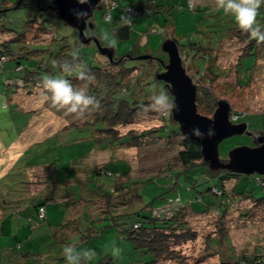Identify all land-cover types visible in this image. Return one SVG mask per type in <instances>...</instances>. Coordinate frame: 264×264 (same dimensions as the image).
Segmentation results:
<instances>
[{"label": "trees", "instance_id": "1", "mask_svg": "<svg viewBox=\"0 0 264 264\" xmlns=\"http://www.w3.org/2000/svg\"><path fill=\"white\" fill-rule=\"evenodd\" d=\"M193 1L191 6L194 5ZM52 4V1L43 5L42 0L36 4L35 1L30 4L29 0H22L15 7L16 4L0 0V73L5 74L4 103L10 116L14 118L19 114L32 118L42 108L57 110L58 115L66 117L65 120L70 119L49 140L64 133L73 134L69 142L62 141V144H75L79 150L70 165L59 162L54 168L50 164L57 194L54 195V189H50V193L43 191L32 197L38 218H46L45 205L52 201L69 208L72 211L70 220L58 226L66 237L64 244L73 242L68 230L76 235L78 242L87 244L91 239L103 235L107 227L115 226L131 241L133 248L147 258L142 260V264H264V238L256 235L243 244H236L227 226V214L233 205L241 207L250 200L252 205L264 207V174H246L228 169H218L214 173L204 161L202 146L180 130L178 122L171 116V110L164 114L150 107L152 96L161 90H166L169 99H172L169 88L155 76L157 70L164 69L165 56L159 59L152 51L147 53L151 57L138 59L134 49L122 56L115 53L113 60L90 56L82 49L84 43L79 39L71 43L67 36L52 32L50 21L55 18L62 20L57 10L50 6ZM20 7H30L28 16L10 18L8 11ZM110 7V4L106 5L109 12ZM159 7L161 5L149 0L134 2L130 6L133 10L130 25L136 15L159 12ZM208 8L213 10L212 5H208ZM214 12L223 17L209 25L213 29L203 31L193 28L192 33L187 35L188 44L179 46L185 56L187 72L198 79L197 106L206 114L213 113L216 108L211 84L225 71L220 61L228 46L239 50L234 67L241 75L238 76L241 85L251 79L256 65L264 57V43H258L249 33L242 31L234 16L224 14L222 9ZM123 17L127 19L126 14ZM90 20L93 21V17ZM257 22L264 31V4L258 11ZM165 26L178 42L176 22L166 21ZM47 38L53 41L44 42ZM74 51L79 54L76 61H72ZM97 51L98 48L95 53ZM251 56L252 63L246 65L245 61ZM54 61L57 63L54 64ZM64 61H69L74 69L79 65L85 66L94 76V81L89 83L78 79L77 70L71 74L63 72L58 65ZM247 70L251 73L250 77ZM44 75L63 77L70 80L73 87L86 89L89 95L100 101V107L80 117L54 106L41 87ZM38 92L45 96L41 104V99L37 100L42 97ZM28 99L35 101V104L27 106ZM259 113L264 117V110ZM253 114L255 112H234L233 115L237 117L233 121H246L245 117H254ZM150 118L154 119L151 124H141ZM135 124H139V127H135ZM248 125L252 126L251 121H248ZM256 132L264 131L256 129ZM132 147L148 150L143 155L157 160L150 165V169L153 173L158 171V174L144 179L134 177L132 164L122 157L105 163L102 169L90 170L84 164V158L91 152L101 149L120 151ZM198 169L200 177L193 180V186L196 199L201 203L199 207L190 202L166 214L156 212L154 207L151 208L153 202L145 201L139 191L140 183L159 175L172 176L175 173L179 177ZM161 171L163 173L159 174ZM254 176L260 185L258 195L254 189L246 186ZM229 181H232L230 191L227 187ZM207 193L212 197L208 198ZM21 200L20 196L12 199L15 203ZM42 208L44 217L39 216ZM239 214L246 218L250 212ZM197 220H207L209 225L199 224ZM189 244H193L192 250L186 247ZM9 249V254L0 260V264H48L42 255H33L21 243ZM47 258L51 256L47 255ZM55 260L57 264L67 262L64 254L56 256ZM87 264L91 263L88 261ZM96 264H109V261L100 258Z\"/></svg>", "mask_w": 264, "mask_h": 264}, {"label": "rangeland", "instance_id": "2", "mask_svg": "<svg viewBox=\"0 0 264 264\" xmlns=\"http://www.w3.org/2000/svg\"><path fill=\"white\" fill-rule=\"evenodd\" d=\"M7 1L17 6L20 0ZM34 1L36 4L41 0H29L30 4H34ZM50 1L53 2V0H42V4L48 5ZM137 1L140 0H101L99 6L94 10L93 27L88 26L85 30L86 34L88 36L96 35L104 46H114L116 55L122 56L127 54L129 50L134 49L135 57L154 51V56L160 59L163 56L166 58L165 52L162 50L164 40L167 38L175 39L170 33L171 30H167L166 21L176 22V33L179 36L177 44L183 47V44H188L189 37L187 35L192 33L193 28L203 31L211 30L213 28L209 25L223 17L214 14L216 13L214 10L218 9L216 0H194L193 6L190 5L192 0H149L151 3L161 5L159 7L160 11L150 14H135V21L131 26L129 19L132 20V14L129 10L130 6ZM113 2L116 3L111 5ZM107 4L111 6L110 12L106 9ZM208 5H212L213 10H209ZM164 7L166 10H164ZM29 11L30 7H20L9 10L8 15L10 18L22 19L28 16ZM109 13L112 17L110 23L105 20ZM123 14L127 15V19L123 17ZM125 24L130 26V38L122 39L118 35V30ZM50 25L53 27L52 32L58 36H67L71 43H75L79 39L77 29L64 20L52 19ZM196 35L200 36L199 33ZM51 41L53 40H50V38L44 40L46 43H51ZM82 49L90 56L101 59L109 58L106 54L100 53L99 50L95 53L97 46L93 41L82 44ZM232 49L228 46L227 52L221 57L220 64L225 67L223 75L211 84L213 85L214 102L217 103L220 99L227 100L231 106L232 115L234 112L243 114L255 112V114H253L254 117L244 116L247 122L250 123L251 121L252 123V126L249 127L252 134H237L224 139L220 144L222 156L227 155L236 146L253 145L256 129L264 131V121L262 120L264 117L262 113H259L264 110V57L256 65L257 67L251 79L246 84L241 85L238 80V76L241 75L234 67L239 50L234 47ZM181 55L185 59L183 52H181ZM252 61L251 56L247 58L245 63L247 65ZM247 73L250 77L249 70H247ZM4 78L5 74L0 73V260L9 254V247L21 243L33 255H42L43 260H46L48 264H57L55 257L64 254V246L69 245L64 244L63 239L66 237L63 236L62 229L58 226L70 220L72 211L62 203L52 201L45 205L46 218L39 219L32 200L38 193L43 191L50 193V189L56 188L55 184L52 183L54 181L52 179L53 168L50 167V164L54 168L59 162L70 165L72 158L79 151L75 144H62V141L69 142L74 136L73 134L64 133L63 136H54L52 140H49V137L56 130H60V127L66 121H69L70 117L65 120L66 117L63 118L58 115L57 110L42 108L32 118H28L27 115L20 116L19 114L12 118L8 107L6 109L3 107L6 96ZM192 79L196 84L198 79L196 77H192ZM40 95L42 96V94ZM44 97L37 99H41L39 104L44 101ZM26 103L27 106H30L35 104V101L28 99ZM198 109L200 113L208 116H213L216 110L215 108L213 113L206 114L202 109L200 110V107ZM151 121H154V119L143 120L141 124H151ZM135 127H139V124H135ZM147 151L146 148L140 150V148L134 147L124 148L120 151L101 149L90 154L88 152L89 155L84 158V164L90 170L102 169L105 163L115 160L117 157H122L132 164V175L144 179L158 174V171L153 173L154 171L150 169V165L154 161L157 162V160H153L151 156L143 155ZM166 155H164V159ZM163 169L165 174V166ZM211 170L214 173L217 172ZM199 171V169L196 172L191 171L179 177H176L175 173L172 176L159 175L152 180L140 183L139 191L145 201L153 202L151 208L154 207L156 212L160 211L166 214L175 207L190 202L199 207L201 203L196 199L197 193L193 186L195 183L193 180L198 176L200 177L198 175ZM10 172L12 173L8 177ZM162 173L163 171L159 174ZM253 178L246 186L254 189L256 195H258L260 185L257 183L255 176ZM214 181L219 183L217 178H214ZM229 182L227 187L230 191L232 181ZM53 193L56 195L57 190L54 189ZM19 196L22 199L21 201L16 203L12 201V199ZM207 196L208 198L212 197L209 193H207ZM243 204L245 205H242V208L238 204L233 205L231 211L227 214V218H229L227 226L236 244H243L256 235L264 238V207L252 205L250 200ZM241 212H250V214L245 218L242 214H239ZM197 222L209 225L207 220L206 222L197 220ZM68 231L71 235L70 239L73 241L70 244L75 245L77 251L85 248L95 250V257L89 261L91 264L98 263L100 258L103 261H109V264H142L144 262L142 260L147 259L133 248L131 241L126 239L124 234L118 231L115 226L107 227L103 235L91 239L87 244L78 242L76 235H73L71 230ZM113 247L120 250L119 255L113 254ZM186 247L191 250L194 248L193 244ZM47 255H50L51 258H47Z\"/></svg>", "mask_w": 264, "mask_h": 264}, {"label": "water", "instance_id": "3", "mask_svg": "<svg viewBox=\"0 0 264 264\" xmlns=\"http://www.w3.org/2000/svg\"><path fill=\"white\" fill-rule=\"evenodd\" d=\"M100 1L89 0L87 4H79L77 0H53L50 6L57 10L62 20L77 29L81 42L87 44L93 41L100 53L106 54L113 60L115 47L104 46L96 35L88 36L85 32L88 26L93 27L90 18L93 17ZM79 9L87 11L84 19L76 18L74 13ZM118 35L122 39L130 38V26L123 25L118 30ZM162 50L167 61L163 63L164 69L157 70L155 76L165 83L172 94L171 101L175 103V107L171 109L172 118L178 122L184 134L195 139L202 146V154L207 166L215 170L228 169L246 174H264V132L254 133L253 145L236 146L227 155L222 156L220 144L224 139L237 134H252L248 122L233 121L237 116L232 115L231 106L225 99L218 100L213 116L200 113L197 106L198 87L184 66V57L176 40L165 39ZM151 56L145 53L136 58L145 59ZM197 131L199 135L196 134Z\"/></svg>", "mask_w": 264, "mask_h": 264}, {"label": "clouds", "instance_id": "4", "mask_svg": "<svg viewBox=\"0 0 264 264\" xmlns=\"http://www.w3.org/2000/svg\"><path fill=\"white\" fill-rule=\"evenodd\" d=\"M88 2L89 0H77L79 4H87ZM262 4H264V0H216L217 8L222 9L226 15L234 16L239 28L249 33L250 37L258 43H264V31L261 30L257 22L258 11ZM74 14L80 20L87 16V11L79 9ZM111 19L112 17L109 13L105 20L110 23ZM78 55V52L74 51L72 53V61H76ZM53 63L56 64L57 62L54 61ZM58 66L63 72L68 74L77 70V78L80 80L89 83L94 81V76L90 75L89 70L83 65H79L77 69H74L69 61H64ZM40 83L46 98L50 99L54 106L66 110L69 114H76L82 117L86 112L100 107V101L95 96L89 95L84 88L73 87L70 80L66 78L44 75ZM47 94H50V96ZM3 107L6 109V102ZM150 107L153 110L167 114L168 111L175 107V103L169 99L166 90H161L159 94L152 96ZM196 134L199 135V132L197 131ZM112 252L114 255H119L120 250L113 247ZM63 253L67 264H81L82 261L87 264L96 255L94 249L85 248L77 251L75 245L72 244L64 246Z\"/></svg>", "mask_w": 264, "mask_h": 264}, {"label": "built area", "instance_id": "5", "mask_svg": "<svg viewBox=\"0 0 264 264\" xmlns=\"http://www.w3.org/2000/svg\"><path fill=\"white\" fill-rule=\"evenodd\" d=\"M115 2H113L111 5H114ZM130 13L133 14V10L130 8ZM40 217H44L45 216V211L44 209L42 208L41 211H40V214H39Z\"/></svg>", "mask_w": 264, "mask_h": 264}]
</instances>
